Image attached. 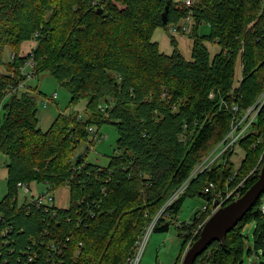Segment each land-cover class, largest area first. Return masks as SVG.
<instances>
[{
	"label": "trees",
	"instance_id": "trees-1",
	"mask_svg": "<svg viewBox=\"0 0 264 264\" xmlns=\"http://www.w3.org/2000/svg\"><path fill=\"white\" fill-rule=\"evenodd\" d=\"M196 1L189 10L173 0H0V66L5 69L0 73V153L7 158L9 192L0 214L11 227L0 245V264H26L21 254L32 247L30 239L58 248L51 252L44 246L31 264H125L143 227L222 142L234 117L241 119L257 103L264 92V0ZM190 13L191 60L177 46L170 56L160 52L151 41L154 30L180 28ZM203 25L209 34L199 35ZM30 41L36 43V76L49 72L69 91L72 104L85 102L80 121L59 114L47 131L39 129L32 94L37 89L17 88L29 56L21 55V48ZM207 44L219 51L211 56ZM6 48L14 58L5 63ZM233 106L238 107L235 116ZM104 124L116 129V155L106 167L84 163L85 154L78 161V145L93 144L89 128L99 131ZM237 147L244 153L239 166L230 161L233 152L224 166L198 174L157 222L154 231L176 220L186 197L207 201L205 212L177 227L183 241L174 264H181L201 230L192 239L193 233L210 216L205 189L213 184L225 191L256 169L245 180L243 195L258 179L264 104ZM19 183L44 184L49 192L68 187L69 207L53 206L57 216L50 218L40 209L18 208L16 200L11 206ZM260 205L261 197L227 234L225 245L213 242L194 264H244L243 231L251 223L255 251L264 257Z\"/></svg>",
	"mask_w": 264,
	"mask_h": 264
},
{
	"label": "rangeland",
	"instance_id": "rangeland-1",
	"mask_svg": "<svg viewBox=\"0 0 264 264\" xmlns=\"http://www.w3.org/2000/svg\"><path fill=\"white\" fill-rule=\"evenodd\" d=\"M173 1L179 6V8H181L185 2V0ZM192 1L194 2L195 6L197 1ZM181 26H186V31H182L180 27L178 35L171 33L169 28H158L152 33L151 41L156 43L160 52L165 55L170 56L174 52L175 46H177L183 57L186 60H191L192 39L190 38V32L192 28V22L187 23L184 21ZM207 34H209V28L207 25H203L199 30V35ZM172 38L175 39L176 45L172 43ZM34 46H36V43L32 41L26 42L23 44L20 54L28 55ZM206 46L211 56L219 51L218 46L215 44H207ZM11 55L12 53L10 50L6 48L2 56L3 62L6 63L11 61ZM3 72H5V69L3 66H0V73ZM240 75L241 66L238 63L236 77L239 78ZM26 85H30L32 88L37 89V92H32V94L36 97L38 127L42 132L48 130L59 114H63L65 116L80 115L82 118L85 116V102L81 101L77 104H72L70 102L69 91L61 86V84L49 72H43L39 74L27 82ZM21 90L24 89L22 88ZM53 94L57 95L55 100L50 99ZM45 102L47 103L46 107H44ZM99 134L105 137L102 142L94 144L91 148H89L88 145L90 144L87 142H81L76 148L75 157L85 154L83 157L84 163H92L101 167H106L116 155L115 148L117 132L113 126L104 124L100 128ZM92 138L93 135H90L89 140ZM212 152L207 155V157L210 156ZM233 152H231L233 155L231 156L230 161L234 162L235 166H239L244 153L237 146ZM231 153L227 155H230ZM227 155H225V158ZM207 157L202 160V162L194 169L193 172H199L202 170ZM6 164L7 158L0 153V202L9 194L7 187ZM46 189L47 186L44 184L34 183L29 186V190L33 195H38L42 192H45ZM51 195L53 197L54 206L60 209H67L69 207L70 196L68 187L52 190ZM30 196L31 195H26L23 189H18L16 192V197H14L16 199V206L18 208L24 206L25 200H30ZM9 201L10 205L12 206L14 199L10 198ZM206 205L207 201L203 197H186L179 208V212L176 215V220H168L166 222L168 223L166 225L168 226V229L166 231H160V228L165 226L166 223H164V225H159L158 231H153L140 264H174L181 252V245L183 241L179 236L177 227L182 224H189V222H191V220L198 213H200L203 207ZM253 231L254 223L247 225L243 231V234L246 237L244 264H264V257L262 254L255 251ZM248 249L251 250V254L249 255L247 254Z\"/></svg>",
	"mask_w": 264,
	"mask_h": 264
},
{
	"label": "built area",
	"instance_id": "built-area-1",
	"mask_svg": "<svg viewBox=\"0 0 264 264\" xmlns=\"http://www.w3.org/2000/svg\"><path fill=\"white\" fill-rule=\"evenodd\" d=\"M193 7H194V2L192 0H185L181 8L191 10ZM185 21L187 23L192 22L191 13L188 15ZM180 27L182 31H186V26H180ZM169 30L171 31V33L175 35H178V32L180 31L177 26H170ZM32 42L35 43V41H32ZM35 47L36 46H34L32 50L29 52L28 58L25 60L23 66L20 68L21 75L23 76V82L17 87L18 89H22V88L24 89L26 87L27 82H29L31 79L36 77V71L34 68V55H33V50L35 49ZM13 58L14 56L12 55L11 60ZM14 90L15 89L13 90L11 89L7 95H9ZM56 97L57 95L53 94L50 99L55 100ZM2 104H3V101L0 103V110H1ZM263 104H264V92L262 93L257 103L254 104L252 107H250L241 119H237L234 117L235 122L232 123L229 133L222 140V142L214 149L212 154L206 158L202 170L199 172H196V171L193 172L191 176L189 177V179L169 198V200L165 203V205L161 208V210L157 213V215L143 227L141 233L138 235L131 249L130 255L126 259L125 264H140L141 263L142 257L149 243L150 237L155 229L157 222L160 220V218L166 216L167 209L183 193V191L186 189L191 179L195 178L201 172H204L206 170L211 171L214 167H217L220 165L224 166L227 163L228 158L227 157L225 158V155L233 152L238 142L247 134L250 124L256 118ZM46 106H47V103L45 102L44 107ZM103 111H104V108H101V112ZM232 111L235 116V114L238 111V107L233 106ZM81 119L82 117L80 115H76L77 121H80ZM88 133H89V136L93 135V138L90 139L93 143L92 145L90 144L91 147L96 143L102 142L105 138L101 134H99V131L94 127L89 128ZM261 165H262V160H261ZM260 169H261V166L259 168V172H260ZM255 170L256 169L252 170L250 174L243 181L239 182L237 185L230 187L229 184H227L225 191L217 190L213 184H210L205 189L204 194L210 196L211 203H212V210H211L210 216L213 215L220 208L225 207L230 200L234 201L242 196L241 191L244 188V182L248 177H250L251 175L255 173ZM235 175L236 173H233V176L231 177L230 181H232ZM17 189H23L26 195H31L30 200L28 201L25 200L24 205L27 206V209H30V208L40 209L41 211H43V213L48 215L50 218L57 216V212L55 210H51V208L54 206L53 197L51 195V192H49L47 189L45 190V192H42L38 195L31 194L29 187L26 184L19 183L17 185ZM214 203H216V206L214 205ZM260 210H261V213L263 216V222H264V193L261 195ZM205 211H206V206H204L202 209V212H205ZM203 225L198 227V229L193 233L192 239L193 237L196 236L197 232L202 229ZM10 232H11V227L7 226L4 223V218L0 214V245L2 244V239L6 238ZM30 240L32 242L33 248L32 247L28 248L26 252H23L21 254L24 257L26 264L27 263L31 264V263L38 261L39 252H41L44 246H45V249L50 250L51 252H56L58 250V248L54 245V242H48L45 244L44 242L39 241L37 244H35L36 240H33V239H30ZM263 244H264V238H263ZM3 245H5V243H3ZM81 246L82 244L79 243L77 249L81 248ZM190 246H191V243L187 246L186 250ZM76 253L77 252L75 251L74 254L76 255ZM0 259H1V252H0ZM4 263L6 262L4 261Z\"/></svg>",
	"mask_w": 264,
	"mask_h": 264
},
{
	"label": "water",
	"instance_id": "water-1",
	"mask_svg": "<svg viewBox=\"0 0 264 264\" xmlns=\"http://www.w3.org/2000/svg\"><path fill=\"white\" fill-rule=\"evenodd\" d=\"M102 14V10H99ZM168 6L161 15L163 25L167 24ZM81 156H78V161ZM264 193V155L262 165L256 182L238 199L232 201L225 207L217 210L204 223L198 239L185 251L181 264H194L213 242L225 245L226 236L231 232L243 217L252 210L256 202ZM216 206V203H214Z\"/></svg>",
	"mask_w": 264,
	"mask_h": 264
},
{
	"label": "crops",
	"instance_id": "crops-1",
	"mask_svg": "<svg viewBox=\"0 0 264 264\" xmlns=\"http://www.w3.org/2000/svg\"><path fill=\"white\" fill-rule=\"evenodd\" d=\"M12 56V55H11ZM180 255V254H179Z\"/></svg>",
	"mask_w": 264,
	"mask_h": 264
}]
</instances>
